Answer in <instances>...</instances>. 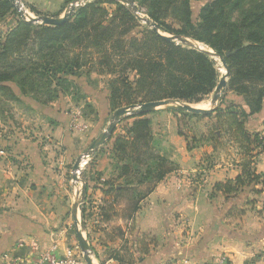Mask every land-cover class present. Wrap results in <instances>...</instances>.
I'll return each mask as SVG.
<instances>
[{"label": "crops", "instance_id": "crops-1", "mask_svg": "<svg viewBox=\"0 0 264 264\" xmlns=\"http://www.w3.org/2000/svg\"><path fill=\"white\" fill-rule=\"evenodd\" d=\"M23 1L53 17L65 10L61 9L65 0ZM109 77L83 68L70 76L76 85L75 95L61 94L48 104L27 97L25 107L34 123L22 132L18 124L9 121L7 125L17 129L0 130V264H8L14 255L30 260L52 245L59 252L73 250L83 259L78 241L80 223L84 224L82 233L93 264H180L183 257L196 264H211L222 254L229 257L230 264H264V181L244 183L231 193L216 189L217 183L233 181L242 173L236 143L218 133V142L201 140L189 148L179 134L182 124L177 114L182 110L166 105L143 112V116L150 119L155 149L177 168L139 200L135 194L147 184L106 192L108 186L100 182L118 174L110 151L113 137L125 134V127L135 119L124 115L110 138L89 157L92 164L80 168L79 173L86 169L84 184L88 187L84 212L77 209L79 222L75 221L72 208L83 182L79 173L80 180L72 179L73 164L103 132L113 113L126 106L111 110ZM212 98L208 107L199 105L203 99L187 103L209 111L233 102L247 110L244 97L226 86L218 105ZM263 120L264 98L246 128L261 131ZM212 122L209 117H199L192 136L206 135ZM254 168L255 173L264 175V151L255 157ZM95 173L100 180L94 185L91 178ZM134 204L137 207L130 209ZM102 207L108 209L106 219ZM145 237L152 242L143 244ZM115 255L127 260L120 262Z\"/></svg>", "mask_w": 264, "mask_h": 264}, {"label": "trees", "instance_id": "trees-1", "mask_svg": "<svg viewBox=\"0 0 264 264\" xmlns=\"http://www.w3.org/2000/svg\"><path fill=\"white\" fill-rule=\"evenodd\" d=\"M133 1L135 6L116 0H88L64 23L49 25L22 19L12 0H0V19L10 17L0 31V101L20 102L18 96L23 95L48 104L61 94L75 95L70 76L83 68L110 76L111 110L169 98L199 102L209 95L222 75L212 57L197 46L168 40L145 23L138 11L163 34L190 38L225 58L229 70L226 90L242 95L247 110L230 102L203 113L181 111L213 122L202 137L189 136L182 126L179 134L189 148L201 140L218 142V133L236 143L242 173L233 181L217 183L216 189L231 193L244 183L263 182L264 175L255 173L254 162L264 151V120L261 131H249L246 122L262 108L264 98V0H195L200 2L196 16L193 0ZM107 5L115 8L110 11ZM30 10L41 14L32 6ZM138 27L142 29L137 35H131ZM226 51L234 52L225 56ZM143 115L127 116L135 119L125 127V134L113 137L110 151L118 174L100 182L108 186L106 192L147 184L135 194L139 200L177 168L155 149L150 119ZM80 175L88 180L86 169ZM95 175L91 178L94 185L100 180ZM120 179L122 183H117ZM101 211L106 219L107 207ZM141 241L152 242L146 237ZM114 258L127 260L119 255Z\"/></svg>", "mask_w": 264, "mask_h": 264}, {"label": "water", "instance_id": "water-1", "mask_svg": "<svg viewBox=\"0 0 264 264\" xmlns=\"http://www.w3.org/2000/svg\"><path fill=\"white\" fill-rule=\"evenodd\" d=\"M116 1L126 3L130 6H135V4H133L134 3L133 0H116ZM79 5L80 4H75L74 2L70 3V6L67 7L63 11L62 15L58 16V17H53V16H49V15H41L35 19H30V21L39 22V23H43V24H49V25H59V24L64 23L65 21H67L69 19V17L72 15L75 8ZM18 12L20 13V15L22 16L23 19L27 18V16L25 14H23V12H21L20 10H18ZM136 13L138 15L139 12L136 11ZM141 19L145 23L150 25L154 30H156L160 34H162V36H164L168 40H172V41L177 40V41L183 42L187 45L193 46L194 40H191L187 37L169 36V35L163 34L162 30L159 27H157L155 24H153L149 20H147L145 16ZM198 48L207 52L211 57H218L219 60L221 61V64H222L224 70H225L224 74H222L220 76V79H219V81L215 87L213 98H212V103L218 105V103L221 99L222 93L224 91V88L226 86V81H227L228 73H229L225 58L218 55L217 53L213 52L209 48L208 49H204L201 47H198ZM233 52L234 51H226L225 56H229ZM163 105H166V106L171 107V108L179 109L182 111H187L190 113H203L206 111V109L196 108V107L191 106L187 102H183L179 99H172V98L157 100V101H150V102L142 103L138 106L126 105V106L119 108L118 110H116L113 113V116H112L110 122L108 123L106 128L103 130V132L91 143V145L86 150V152L84 154H82V156H79L75 160V162L73 164V168H72V171H73L72 179L75 181L79 179V177L77 176L78 175L77 173L80 172L82 161L85 160L86 157H90L100 146H102L110 138L113 130L115 129L117 122L120 120L121 117H123L124 115H128V114H137V113H143V112L151 111V110L156 109V108L163 106ZM133 109H135V110H133ZM81 181L83 182V186H82L81 192H80L79 196L77 197L75 203L73 204V208H72V216L74 217V219L77 223L79 222V220L76 216V212H77V209L78 210L82 209L83 201L85 198V189H86L85 188L86 185L84 184L85 181L82 179H81ZM84 229H85L84 224L80 223V229H79L80 231H78L79 245H80V248L83 252V259H84L85 264H93L91 261V258L89 257V252H90L91 248L88 244L87 238L85 236H83V233H82L84 231Z\"/></svg>", "mask_w": 264, "mask_h": 264}, {"label": "rangeland", "instance_id": "rangeland-1", "mask_svg": "<svg viewBox=\"0 0 264 264\" xmlns=\"http://www.w3.org/2000/svg\"><path fill=\"white\" fill-rule=\"evenodd\" d=\"M85 1L88 0H68V2H64V4L61 6V9H66L67 7L70 6V3H75V4H83ZM92 1V0H89ZM13 5L15 6V8L17 10H20L21 12H23V14H25L27 16L26 21H30V19H35L38 16L41 15H48L46 13L40 12L41 14L37 15L35 14L33 11L30 10V6L32 5H28L27 3H25L23 0H12ZM126 4V3H123ZM133 4H136V2H134ZM193 4V11H194V16L197 15L198 12V7L200 2L199 1H192ZM33 8H35L34 6H32ZM107 8L112 11L115 6L114 5H107ZM36 9V8H35ZM37 10V9H36ZM38 11V10H37ZM62 11V10H61ZM63 13V12H62ZM61 13V15H62ZM20 15V13H19ZM138 15L143 18L145 16V14L139 12ZM20 17L22 18V16L20 15ZM9 16L0 19V31L4 28V26L6 25L7 21L9 20ZM23 19V18H22ZM34 23H39V22H34ZM141 27L136 28L135 30H133L131 32V35H137V33L141 30ZM193 46H197V47H201L204 49H208L207 46H205L202 43L193 41ZM215 61L216 67L219 69V72L221 74H224L225 70H223V66L221 64V61L219 60L218 57H212ZM223 94V93H222ZM20 99V102H16V101H0V130H5V132H9V130L13 129V126L11 125H7L9 124L8 122L11 121L14 124H18V128H20V130L23 132V129L25 127L30 126V124L32 125L34 123V118L31 115L32 113H30L29 111H27V108L25 107V101L27 99L26 96L20 95L18 96ZM212 98V93L210 95H208L207 97H205L199 105L203 106V107H208L209 106V102L210 99ZM135 110V109H133ZM85 112L89 113L90 109L86 108L84 109ZM177 116H179V121L180 124H182V128L187 127L188 130H185L189 136H192L193 134H195V132L192 129V126L195 125L196 121H197V117L192 118L190 116H186V115H180L179 112L177 114ZM29 124V125H28ZM17 129V128H16ZM16 129H13L14 131ZM19 132V130H18ZM193 143V142H192ZM85 160H87V163H91L93 162L92 158L86 157ZM84 164L83 166L85 168L89 167L91 164ZM206 162H203L202 164H205ZM78 174V173H77ZM79 177H81L80 173H79Z\"/></svg>", "mask_w": 264, "mask_h": 264}, {"label": "built area", "instance_id": "built-area-1", "mask_svg": "<svg viewBox=\"0 0 264 264\" xmlns=\"http://www.w3.org/2000/svg\"><path fill=\"white\" fill-rule=\"evenodd\" d=\"M79 111H76V115H79ZM77 125V124H76ZM81 166L87 163V160L82 161ZM85 200L83 201L84 205ZM20 245V244H19ZM84 261L73 250H66L64 252H59V249L56 245L37 252L33 255L30 260H22L18 255L11 256L8 264H83ZM180 264H196L187 257H183ZM211 264H230L229 257L225 254L218 256Z\"/></svg>", "mask_w": 264, "mask_h": 264}, {"label": "bare ground", "instance_id": "bare-ground-1", "mask_svg": "<svg viewBox=\"0 0 264 264\" xmlns=\"http://www.w3.org/2000/svg\"><path fill=\"white\" fill-rule=\"evenodd\" d=\"M224 70V69H223ZM84 161V160H83ZM82 163H84V162H82Z\"/></svg>", "mask_w": 264, "mask_h": 264}]
</instances>
